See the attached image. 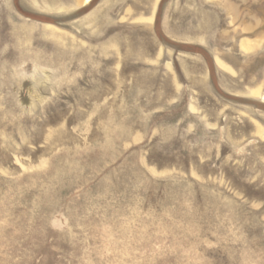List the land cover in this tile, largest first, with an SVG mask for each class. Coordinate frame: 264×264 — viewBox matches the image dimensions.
Listing matches in <instances>:
<instances>
[{
    "label": "rangeland",
    "instance_id": "1",
    "mask_svg": "<svg viewBox=\"0 0 264 264\" xmlns=\"http://www.w3.org/2000/svg\"><path fill=\"white\" fill-rule=\"evenodd\" d=\"M263 82L264 0H0V264H264Z\"/></svg>",
    "mask_w": 264,
    "mask_h": 264
},
{
    "label": "crops",
    "instance_id": "2",
    "mask_svg": "<svg viewBox=\"0 0 264 264\" xmlns=\"http://www.w3.org/2000/svg\"><path fill=\"white\" fill-rule=\"evenodd\" d=\"M244 47H245V49H247V48H251L250 44H248V43H245V44H244ZM262 86H264V82L262 83Z\"/></svg>",
    "mask_w": 264,
    "mask_h": 264
},
{
    "label": "bare ground",
    "instance_id": "3",
    "mask_svg": "<svg viewBox=\"0 0 264 264\" xmlns=\"http://www.w3.org/2000/svg\"><path fill=\"white\" fill-rule=\"evenodd\" d=\"M90 0H85L86 3H88Z\"/></svg>",
    "mask_w": 264,
    "mask_h": 264
}]
</instances>
